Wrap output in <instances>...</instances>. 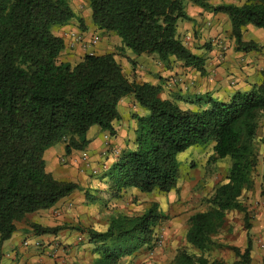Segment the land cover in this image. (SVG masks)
<instances>
[{"label": "trees", "instance_id": "trees-1", "mask_svg": "<svg viewBox=\"0 0 264 264\" xmlns=\"http://www.w3.org/2000/svg\"><path fill=\"white\" fill-rule=\"evenodd\" d=\"M86 1L96 28L120 39L117 50L122 56L156 57L166 68L171 59L180 60L203 75V57L193 54L180 38V20H190L184 2L227 16L236 51L262 49L242 36L248 25L264 31V0L216 5L210 0ZM69 22L82 25L67 0H0V263L3 245L18 222L82 190L47 172L44 153L57 143L64 144L65 155L84 150L93 126L113 137L118 103L132 97L148 113L133 115L134 137L103 176L111 196L119 198L128 188L169 193L178 176L177 155L213 142L211 159L230 158L231 164L225 179L206 198L207 210L190 217L185 234L190 248L178 249L174 264H251V227L242 198L252 188L258 165L264 82L226 102L205 97L197 110L182 109L160 97V85L128 78L113 53L88 54L77 63L59 61L65 45L51 28ZM127 61L134 67L132 59ZM230 212L245 215L246 245L229 248L237 257L232 263L210 261L209 252L223 247L215 238ZM165 218L153 203L140 215L111 214L101 232L81 226L73 229L87 233L94 244L93 264H119L149 247L156 226ZM64 229L69 226H31L35 235H56Z\"/></svg>", "mask_w": 264, "mask_h": 264}, {"label": "rangeland", "instance_id": "rangeland-1", "mask_svg": "<svg viewBox=\"0 0 264 264\" xmlns=\"http://www.w3.org/2000/svg\"><path fill=\"white\" fill-rule=\"evenodd\" d=\"M67 1L73 12L82 19V25L69 22L68 24L51 28V32L55 36L62 38L65 45L59 61L77 63L88 54L102 56L113 53L122 72L128 78L134 79L138 84L145 83V80H149V83L153 84V82L157 83V80L160 79V85L163 86V92L160 97L164 100L176 102L182 109L193 111L198 109L199 100L197 101L195 97L192 99L188 97L198 88L204 91V93L199 91L200 96L209 94L214 101L226 102L222 98H225L227 91L232 89L231 81L233 79L226 78L225 86L212 87V78L199 76L194 69L185 67L180 60L171 59V69L165 73L164 70L160 69L164 67H162L163 64L159 66L161 63L156 57L144 55L141 57L140 63L135 61L134 58L136 56L130 53L122 56L117 50L120 44L118 36L112 32L98 30L92 23L87 1ZM242 2L243 0L209 1L212 5L220 3L241 4ZM186 3L184 2V7ZM211 17L214 20V17ZM219 18L221 16H218L214 20V24L210 26L207 24L195 25L188 22L189 20H180L178 28L180 29L181 41L186 48L191 52L193 51V54L198 52L203 57L204 68L207 61H209L211 68L216 70L217 67H223L221 70L225 73V71L229 70V67L227 66L226 69L228 70H226L224 66H216L214 63L212 64V59L216 54L225 58L231 56L233 50L236 51V47L234 38L231 35L230 22L228 23L227 19L222 20ZM227 24L229 25L228 29ZM255 30L261 32L262 36H264L263 30L257 28ZM94 36L98 37V41L91 43ZM220 46L221 52L219 51ZM241 56L239 59L244 60L245 55ZM128 58L135 61L134 67L127 61ZM231 58L233 59L232 56ZM232 59L228 57V60ZM185 68H188V70ZM162 80L164 81L162 82ZM169 92L171 94H168ZM200 100L204 99L201 98ZM133 104H135V101L131 97L120 101L118 106L119 120L113 122L116 132L113 137H109L106 132H100L97 126H93L87 132L88 135L86 136L89 137V143L84 150L73 151L70 155L56 156V167L53 166L51 158H47V164L49 165L47 169L52 171L50 174L54 178L75 183L82 189L68 195L71 198L68 200V204L72 207H66L61 210L59 213L60 219L51 223L59 222L60 225L55 227L81 226L83 229H94L101 232L106 227L111 214L140 215L151 204L156 203L161 212L166 215V218L156 226L154 241L149 247H145L133 256L123 259L119 264H174L177 250L190 248L185 236L189 227L190 217L198 212L207 210L206 198L213 193L215 186L225 179L231 159H211L214 156L212 151L213 142L192 146L177 155L178 176L175 187L169 193L158 191L141 193L137 189L128 188L122 192L119 198H113L109 193L106 178L103 176L116 161L118 154L126 146V143L134 137L136 122L132 117L133 115L140 116L141 114L137 113ZM146 112L148 113L147 110ZM259 123V128H261L264 118ZM257 141L258 165L252 176V188L243 193L242 201L246 207L248 215L246 216L251 227L249 234L254 246L251 254L257 260V262L255 260L257 264H264V224H260L259 219L255 216L258 215L259 210L264 215V196L261 194V191L264 190L262 180L264 176V139H259L257 136ZM100 142H102L100 149L89 147L90 144L96 145ZM59 146H64V144L57 143L55 147L57 151L60 150ZM56 163L54 162L55 165ZM50 216L47 214L44 217L50 218ZM33 224L44 227L39 224L37 214L27 215L21 222L17 223L18 227H23L22 229L25 232L21 236L18 235V232L12 235V238L14 237L18 240L21 237V240L18 246L10 250L11 255L8 256L10 253L7 254L3 250L4 258H9L11 262L13 260L21 261L22 258L20 259L19 256L23 257V254L28 255L39 252V255L46 256L47 260H53L54 264H57L60 259L63 261H59L60 264H93L95 246L89 241L87 233H81L75 229L62 230L66 232V236H72L73 243L66 245L67 250H63L65 252L61 253H64L62 257L54 258V253L44 254L42 244L40 247L42 251L35 249L37 248L36 241L32 240V235L35 234L31 230ZM29 233L32 235H29ZM246 234L244 213H228L222 229L215 238L217 243L222 244L223 247L217 246L213 248L208 254L209 260L233 262L237 258L229 248L238 247L243 249L246 245ZM25 240L29 242V246L26 251H23L21 243ZM57 247H63L62 243H58ZM3 249L5 248L3 247Z\"/></svg>", "mask_w": 264, "mask_h": 264}, {"label": "crops", "instance_id": "crops-1", "mask_svg": "<svg viewBox=\"0 0 264 264\" xmlns=\"http://www.w3.org/2000/svg\"><path fill=\"white\" fill-rule=\"evenodd\" d=\"M185 12H186L187 16L190 18V20L188 22L195 24V25H198V24L199 25L200 24L206 25L207 24L210 26V25L214 24V22H215L214 20H216L218 16H221V18H219V19H222V20L227 19V21L229 23L227 16H225L224 14L214 15L212 13L204 11L200 7L193 5L190 2H187L185 4ZM211 16L214 17V20ZM179 24H180V22H179ZM228 26L229 25L227 24V29H228ZM179 31H180V29H179ZM262 35L263 34H261V32H258L257 30H255L254 27L248 25L243 29V36H242L243 41H254L259 45L261 44V46H262L261 50L250 51L247 53L238 52V51L233 50V54L231 55L233 57V59L231 58V56H227L225 58V57H219V55L216 54V56L212 59V64L214 63L216 66H224L225 67L224 69H226V67L228 66L229 70L226 69L228 71H225V73L221 70V68H223V67H221V68L217 67L216 70L214 68H211L210 67L211 64H209V61H207V63H206L203 75H201L199 72H197L195 70L196 73L199 74V76H201L203 78H205V77L212 78L213 79V82L211 85L212 87L213 86H215V87L225 86V82H226L225 79L226 78L229 77V78H231V80L233 79V81L230 80L232 82V85H233L232 89L227 91L225 98H222V100L228 101L237 92L248 93L254 86H259L264 82V47H263L264 46V36H262ZM216 50H218V49H216ZM219 51L221 52V46L219 48ZM212 53H214V52H212ZM212 53H210V54H212ZM194 54L199 55L198 52H194ZM241 55H245L244 60L239 59L242 57ZM142 56H144V55L136 57V58H134V60L140 62L142 59L141 58ZM228 57L232 60H228ZM134 60H133V62H135ZM172 60H174V59H172ZM220 62H222V63L220 64ZM161 65L162 64H159V66H161ZM162 67H163V65H162ZM160 69L164 70L165 73H167L166 71L170 70L171 68L163 67ZM185 69L188 70V68H185ZM133 70H134V68H133ZM191 72H192V70H191ZM231 75H233V76H231ZM159 80H157L158 81L157 83L153 82V85H160ZM256 80H258V81L255 82ZM163 81L164 80H162V82ZM149 82H150L149 80H145V83H149ZM160 86L162 88V90H161V94H162L163 86L162 85H160ZM199 91H200V93H204L203 90H199V88H198L197 90H195V92L193 94H191L189 96L187 95V96L189 97V99L190 98L192 99L193 97H195V99H197V101L200 100L201 98L204 99L205 97H210L212 99V96L209 94H207V95L203 94V96L202 95L200 96ZM168 94H171V93L169 92ZM126 98H129V97H126ZM123 99H125V98H123ZM201 103H203V101H201ZM119 104H120V102L118 103V106H119ZM133 105L135 106L134 108L137 111V113L141 114L140 116H144L147 114L146 110L138 107V105L136 103ZM198 105H199V101H198ZM118 106H117V111H118ZM118 114H119V111H118ZM87 135H88V133H87ZM257 136L259 139L260 138L264 139V123L261 126V128H259ZM86 137H87V139H89L88 136H86ZM111 142H112V139H111ZM101 145H102V142H100L96 145L90 144L89 147L100 149ZM55 147H56V145L49 148L44 153V156H43V158L45 160L46 170L49 173H51L52 171H49L47 169L49 166L47 164V158L48 159L51 158V162H52L53 166L56 167L57 166V163H56L57 157L56 156L65 155L64 154V146H59L60 147L59 151H57ZM54 162L56 163V165L54 164ZM69 197L70 196H68V197L66 196V197L62 198L57 204H55L52 208H50L48 210H40V211H37V212L32 213V214H37V217L39 219V224L44 226V227H55L57 225H60L59 222H55L53 224L51 222L56 221L57 219H60L59 213L61 210H64V208H66V207L67 208L72 207L68 204V202H69L68 200L71 199ZM47 214L51 215L50 218L44 217V216H47ZM255 216L259 219L260 224H264V215H263V212H261V210H259L258 215H255ZM22 228L23 227H18V225L16 224V232H18L19 236H21L23 234V232H25V230H23ZM70 228L73 229L75 227L69 226V229ZM75 230H77V229H75ZM65 233H66L65 231H60L56 235L50 234V235H36L35 236V235H32L31 233H29V235L33 236L32 240H34L36 242H40V245L42 244V247L44 248L43 249L44 254L48 255V254L54 253L53 257L55 258V257H62V255L64 253L63 254H61V253L65 252L67 250L66 245H71L73 243L72 242V236L71 237L66 236ZM20 238H18V240H17L16 238L11 237V239L9 241L5 242V244L3 245V247L5 248L3 250H5L7 254L10 253V250L13 247L18 246V244L21 240ZM25 241H27V240H25ZM60 241H62V242H60ZM57 242L59 244L62 243L63 247L64 246L65 247L64 248L63 247L58 248ZM253 247L254 246L252 244V250H253ZM20 248L22 250L21 246H20ZM35 249H40V248L37 247ZM143 249L144 248L140 249L139 252L142 251ZM21 250H20V252H21ZM26 250H27V248H23V251H26ZM40 250L42 251V249H40ZM63 250H65V251H63ZM252 250H251V252H252ZM39 254H40L39 252H36L35 254H28V255L23 254V257L19 256L20 259L22 258L21 261L20 260L19 261L13 260L12 262L9 258L3 257L0 264H54L53 260H47V258H45L46 256L39 255ZM9 255H11V253L8 254V256ZM251 259H252L251 264H257L256 263L257 260L252 256V254H251ZM236 260L237 259H235L234 261H236ZM255 260H256V262H255ZM59 261H62V260L60 259ZM59 261H57V264H60ZM228 263H232V262H228Z\"/></svg>", "mask_w": 264, "mask_h": 264}, {"label": "built area", "instance_id": "built-area-1", "mask_svg": "<svg viewBox=\"0 0 264 264\" xmlns=\"http://www.w3.org/2000/svg\"><path fill=\"white\" fill-rule=\"evenodd\" d=\"M96 41H98V37H97V36H94L93 39H92V41H91V43H95ZM94 173H96V172H94ZM35 244H36V246H37L38 248L41 247L40 242H36ZM21 246H22L23 248H28V246H29V242H28V241H23V242L21 243Z\"/></svg>", "mask_w": 264, "mask_h": 264}]
</instances>
